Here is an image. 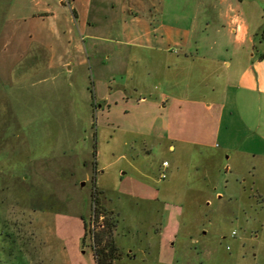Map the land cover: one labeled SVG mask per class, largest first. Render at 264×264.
Segmentation results:
<instances>
[{"label":"rangeland","instance_id":"obj_1","mask_svg":"<svg viewBox=\"0 0 264 264\" xmlns=\"http://www.w3.org/2000/svg\"><path fill=\"white\" fill-rule=\"evenodd\" d=\"M182 2L108 0L87 30L93 73L88 65L22 79L30 59L8 71L22 48H3L1 32L34 0H0V264H97L107 221H117L113 264H264V160L228 159L219 142L175 143L172 153L170 119L138 101L141 83L159 84L150 60L128 58L136 48L127 36L188 15Z\"/></svg>","mask_w":264,"mask_h":264},{"label":"crops","instance_id":"obj_2","mask_svg":"<svg viewBox=\"0 0 264 264\" xmlns=\"http://www.w3.org/2000/svg\"><path fill=\"white\" fill-rule=\"evenodd\" d=\"M107 2L34 0V10L22 18H7L1 32L3 48L13 43L22 48L8 71H17L18 62L27 56L29 63L19 69L22 79L47 71L57 72L59 78L63 69L73 74L76 67L80 71L88 65L93 73L95 49L87 47V40L95 36L87 30L102 22L98 14ZM182 4L188 15L175 21L148 20L143 32L127 36L136 48L128 58L136 64L150 60V74L159 84L152 92L141 83L138 101L170 119L174 136L163 140L172 153L177 151L175 143L215 149L219 142L230 154L228 159L241 151L247 158L264 160V0H183ZM133 17L134 23L141 22ZM126 69L121 67V73L128 74ZM141 92H149L150 99ZM193 119L211 122L197 125Z\"/></svg>","mask_w":264,"mask_h":264},{"label":"trees","instance_id":"obj_3","mask_svg":"<svg viewBox=\"0 0 264 264\" xmlns=\"http://www.w3.org/2000/svg\"><path fill=\"white\" fill-rule=\"evenodd\" d=\"M97 189L94 192L95 203L99 204V200L96 198ZM97 214L103 215L104 211H101L100 206H96ZM117 226V221L110 222L107 221V237L105 235L98 236V243L101 244V247L95 251L97 264H113V262L120 258L121 253L119 248L115 245V240L112 238V232ZM103 245V246H102Z\"/></svg>","mask_w":264,"mask_h":264},{"label":"built area","instance_id":"obj_4","mask_svg":"<svg viewBox=\"0 0 264 264\" xmlns=\"http://www.w3.org/2000/svg\"><path fill=\"white\" fill-rule=\"evenodd\" d=\"M168 166H169V163L166 161V162H164L163 163V167L164 168H168ZM161 178L164 180V179H167V175H166V173H163L162 175H161Z\"/></svg>","mask_w":264,"mask_h":264}]
</instances>
